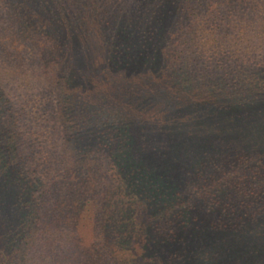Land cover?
<instances>
[{
  "label": "rangeland",
  "instance_id": "obj_1",
  "mask_svg": "<svg viewBox=\"0 0 264 264\" xmlns=\"http://www.w3.org/2000/svg\"><path fill=\"white\" fill-rule=\"evenodd\" d=\"M82 1L86 16L91 9H97L96 13L91 12L94 19L82 24L84 30L80 35V30L65 31L57 37L48 29L49 8L41 6L42 1L36 4L35 0H0V161L13 173L16 171L10 140L19 146V127L14 126L17 119L18 126H23L22 132L32 134L28 137V149L39 166L34 174L40 181L39 191L46 186L52 192L56 185L71 180L69 144H74L76 151L87 149V122L110 113L118 120V125L116 120L113 123L112 139L104 152L106 157L111 156V161L100 170H91L83 163L87 173H83L82 182L92 190L96 188L95 193L100 191L96 194L98 201L103 199L104 203L110 196L103 197V190L116 187L115 175H122L124 170L116 156L127 153L129 161L141 169L145 170L142 159L145 167L155 170L162 181L176 182L177 198L182 194L181 200L190 205L184 232L192 242L211 219L251 216L250 211L257 210L253 200L260 197L254 176L264 179V152L247 151L232 143L221 153L208 149L189 159L160 157L161 151L154 152L151 144H160L162 148L166 137L155 134V124L144 117L151 110L167 108L162 103L164 97L166 103L176 107L169 118L178 120L194 117L190 108L198 106L230 108L237 113L243 110L247 114L264 111V0H187L186 5L184 0ZM141 33L152 37L156 45L165 40L170 46L180 45L168 53L173 54L171 59L155 60L160 70L152 69L154 62L142 59L137 45L143 40L138 39ZM67 92L71 99L78 100L70 116L63 111L62 94ZM131 108L144 111L143 120L137 121ZM142 132L150 144L143 142ZM196 166L202 171V181L194 173ZM99 171L103 174L99 175ZM194 182L207 196H193L185 191ZM245 182H249L252 191L249 198L243 195ZM220 183L230 192L227 197H218L215 186ZM234 197L236 202L243 203L239 206L241 214H221L216 203L225 204ZM51 198L47 202L52 206L56 199ZM205 201L211 203L212 211L207 210ZM75 203L67 207L72 212V224L68 221L63 230L56 229L57 210L53 207L44 241L27 251L19 248L21 241L19 246L15 242L8 252L9 263L81 264L79 257H83L85 264L83 252L95 237V245L100 246L102 237L99 238L100 232L93 224L75 227L78 220L82 225L86 221V216L77 212L78 207L72 209ZM134 211L130 224L152 223V218L144 219L142 210ZM14 216L18 218L16 212ZM170 227L153 222L149 226L150 236L167 234L173 231ZM49 233L54 235L47 238ZM34 235L37 239L38 232ZM137 242L127 239L113 246L111 256L122 264H174L176 258L188 251L184 244L176 246V242L165 240L151 246L142 243L147 248L141 252ZM252 259L255 264H264L263 254L253 255ZM225 263L238 264L236 260Z\"/></svg>",
  "mask_w": 264,
  "mask_h": 264
},
{
  "label": "trees",
  "instance_id": "obj_2",
  "mask_svg": "<svg viewBox=\"0 0 264 264\" xmlns=\"http://www.w3.org/2000/svg\"><path fill=\"white\" fill-rule=\"evenodd\" d=\"M35 1L36 4L40 3L38 1H42L40 5L49 8V17L46 22L49 31L53 32L52 36L56 35L57 37L65 31L80 30L79 35L82 34L84 30L82 24L85 25L94 19L93 13L97 12V9L94 8V11L91 9L90 11L93 13L89 12L86 16V8H83L82 0ZM186 1L184 0L185 5ZM72 28L73 30H71ZM139 35L138 39L143 40L137 44L138 49L140 48L138 51L142 59H146V62H154V68H152L154 70L161 69L159 62H155L157 58H164V61L168 58L171 59L173 54L168 53L173 51L172 47L180 46L179 44L170 46L167 40L164 44L156 45L153 43L152 37L146 38V34L143 33ZM48 36L52 37L51 34ZM55 48L58 50L57 46ZM124 50L125 55H128V51ZM62 95L65 104L63 111L67 116H70L78 100H74V97L71 99L68 92ZM162 103L167 108L151 110L147 112L148 116L146 117H144V111L131 108L134 110L135 115L133 116H137V121L143 120V117L147 118L145 120L148 122L153 121L155 124L154 133L166 137L165 145L162 148L159 147L160 144H151L153 148L151 149L154 152L161 151L158 152L160 157L170 156L172 160L189 159L192 155L196 153L199 155L208 149L221 153L232 143L245 147L247 151L257 149L264 152V111H252L247 114L243 110L237 113L235 109L230 108L212 107L210 109L198 106L190 108L194 117L178 120L169 118L170 113L172 114L176 107L166 103L165 97L162 99ZM101 115L93 117L92 122H87V126L90 125V130L87 132V137H89L87 149L90 147V150L79 148L76 151L74 144H69L71 166L68 174H71V180L65 181L60 186L56 185L52 192L50 187L46 186H42L44 188L41 187V191H39L40 181L34 176L39 166L34 160V156H30L28 149V137L32 134L22 132L23 126H18V120L15 119L14 126L15 128L19 127L17 130L19 146L15 145L17 144L15 140H10V144H12L11 155H13L15 167L17 166L16 171L13 173L5 162L0 161V264H10L8 252L15 242L19 246L18 242L21 241L19 248H24L27 251L37 242L40 244L39 242L44 241L42 239L47 233L46 228L50 225L49 212L53 207H56L57 210V219L54 221L56 229L63 230L64 225L72 224L70 219L72 212L67 207L72 206L73 201L76 203L72 209L75 210L78 207L77 212L86 216V219L84 217L85 224L82 225V221L78 220L75 222V227H88L93 224L95 227L97 226L96 232H100L99 238L102 237L100 246L95 245V240H97L95 237L94 243L90 244L87 247L88 250L83 252L86 258L85 264H122L111 256L110 250L113 249V246L126 242L127 239H137L136 244L141 252L147 248L142 243L151 246L171 240L176 242V246L184 244L183 248H187L188 251L180 258H176L174 264H226L225 261L235 260L238 264H255V259L251 260V257L256 254L264 255V179L261 176H254L255 183L260 187L259 198L262 199L260 201L259 198L253 200V207H257V210H253V212L251 210L250 212L253 213L251 216L244 215L240 218L235 216L233 219L221 217V221L211 219L202 229V233L195 235L193 242L190 237L185 238L184 232L188 222L186 218L188 217L187 212L190 210L189 202L182 201L183 195L181 194L178 196L180 199L178 203L179 188L176 182L171 184V182L162 181L158 174L154 173L155 170L145 167V162L142 159L140 162L142 165L144 164L146 171L134 162L131 163L127 153L117 154L118 163L124 165L123 174L115 175L116 187L103 190V197L110 195L107 200L104 203L103 199L98 201L96 194H99L100 191L97 189L95 193L96 188L92 190L82 182L83 173H87V168L83 163L88 165L91 170L95 167L100 170L104 165L109 164L111 156L106 157L108 154L104 152L108 148L115 120L118 125V120L113 114L104 113ZM69 127L71 131V126L69 125ZM114 130L116 131V128ZM81 133L83 135V129ZM142 136L143 142L146 144L150 142L144 132H142ZM210 140L215 144L207 142ZM197 168V166L194 167V173L196 172L197 177L199 176L202 181L200 177L202 171L199 172ZM99 172V175L103 174L101 171ZM128 177L130 182L124 184ZM248 181L250 182V180ZM249 182L244 183L245 192L243 195L246 197L250 194L249 192H252L248 187ZM198 185V182H194L192 186L188 187L189 190L184 189L193 196H207V193L204 194L202 190H199ZM215 187L218 197L230 195V192L221 187V183ZM51 196L56 199L52 206L47 202ZM236 200L234 197L226 200L225 204L218 202L216 208L221 214L232 213L234 215L238 213L240 215L241 207L239 206H243L241 205L243 203L236 202ZM23 203L26 206H22ZM125 203L128 205H124ZM205 206L208 211L213 210L209 201H205ZM134 210L136 212L142 210L144 216L146 215L144 219L152 218V223L170 225L173 231L159 234L154 229L153 232L156 234L150 236L149 226L152 223L140 226H136V223L130 224V219L135 213ZM15 212L18 218L14 216ZM68 221L70 222L68 223ZM173 225L176 226L175 230ZM35 232H38L37 239H34ZM52 235L54 234L49 233L47 238H51ZM79 259L82 264L83 257H79Z\"/></svg>",
  "mask_w": 264,
  "mask_h": 264
}]
</instances>
